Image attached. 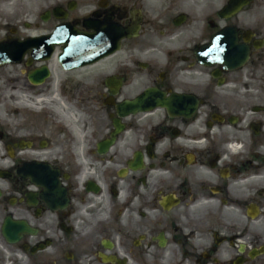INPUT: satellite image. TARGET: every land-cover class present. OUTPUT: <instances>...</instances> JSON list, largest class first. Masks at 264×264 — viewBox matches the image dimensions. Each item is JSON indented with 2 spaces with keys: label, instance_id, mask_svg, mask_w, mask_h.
I'll return each mask as SVG.
<instances>
[{
  "label": "flooded vegetation",
  "instance_id": "1",
  "mask_svg": "<svg viewBox=\"0 0 264 264\" xmlns=\"http://www.w3.org/2000/svg\"><path fill=\"white\" fill-rule=\"evenodd\" d=\"M107 23L99 59L54 40ZM0 45L72 108L12 96L0 264H264V0H0Z\"/></svg>",
  "mask_w": 264,
  "mask_h": 264
},
{
  "label": "rangeland",
  "instance_id": "2",
  "mask_svg": "<svg viewBox=\"0 0 264 264\" xmlns=\"http://www.w3.org/2000/svg\"><path fill=\"white\" fill-rule=\"evenodd\" d=\"M16 88L18 95L15 96V98L17 97V100L14 105L19 108L21 98L23 104L25 103L26 107L35 114H37L36 110L39 107L30 101V96L37 95L38 92H45L44 87L30 85L21 75L18 67L11 66L0 68V123L2 125L6 126L8 123L9 113L13 106L12 96L14 95L12 94H14V91L16 92ZM44 102L45 101H43L40 106L41 115L38 114L40 117L44 114L46 108L60 117H63V114L67 115L72 111L71 105L59 100L55 101V99H52L50 102Z\"/></svg>",
  "mask_w": 264,
  "mask_h": 264
},
{
  "label": "water",
  "instance_id": "3",
  "mask_svg": "<svg viewBox=\"0 0 264 264\" xmlns=\"http://www.w3.org/2000/svg\"><path fill=\"white\" fill-rule=\"evenodd\" d=\"M106 35H90L88 37H65L60 39L66 48H72L75 43L78 42L81 47L87 48L90 52L89 55H95L97 57H102L113 53L119 46L120 40L122 38V31L119 27L111 25L107 27L105 31ZM71 54V51H68ZM11 52L6 47H0V61L8 59L11 57ZM41 80V71H37L35 76L31 77V81L37 83Z\"/></svg>",
  "mask_w": 264,
  "mask_h": 264
},
{
  "label": "bare ground",
  "instance_id": "4",
  "mask_svg": "<svg viewBox=\"0 0 264 264\" xmlns=\"http://www.w3.org/2000/svg\"><path fill=\"white\" fill-rule=\"evenodd\" d=\"M0 92H1V90H0ZM12 95H18L17 94V88H16V92L14 91V94H12ZM42 96H43V94L41 93V92H38L37 93V97H38V102H37V104L38 105H41V103H42V101H43V99H42ZM2 103V102H1ZM39 109V108H38Z\"/></svg>",
  "mask_w": 264,
  "mask_h": 264
}]
</instances>
